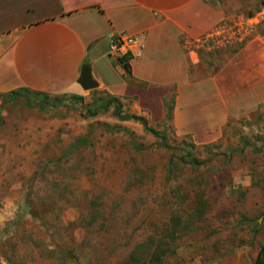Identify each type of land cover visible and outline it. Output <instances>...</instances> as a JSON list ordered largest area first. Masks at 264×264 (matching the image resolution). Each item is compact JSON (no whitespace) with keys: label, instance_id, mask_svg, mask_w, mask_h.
Wrapping results in <instances>:
<instances>
[{"label":"rangeland","instance_id":"obj_1","mask_svg":"<svg viewBox=\"0 0 264 264\" xmlns=\"http://www.w3.org/2000/svg\"><path fill=\"white\" fill-rule=\"evenodd\" d=\"M213 1L228 25L264 10V0ZM261 26L264 16L250 34ZM174 89L105 110L93 101L111 97L96 90L80 105L0 96V264H253L264 107L214 118L203 100L174 117Z\"/></svg>","mask_w":264,"mask_h":264},{"label":"crops","instance_id":"obj_2","mask_svg":"<svg viewBox=\"0 0 264 264\" xmlns=\"http://www.w3.org/2000/svg\"><path fill=\"white\" fill-rule=\"evenodd\" d=\"M231 20L213 0H0V96L80 98L71 102L80 105L93 90L137 102L145 91L174 87V117L203 100H213L214 118L264 107V27L240 49L205 41ZM120 33L144 34L141 56L125 58L128 73L108 55V35ZM84 67L91 90L78 84Z\"/></svg>","mask_w":264,"mask_h":264},{"label":"built area","instance_id":"obj_3","mask_svg":"<svg viewBox=\"0 0 264 264\" xmlns=\"http://www.w3.org/2000/svg\"><path fill=\"white\" fill-rule=\"evenodd\" d=\"M264 16V10L258 11L251 17H247L243 22H235L232 24H221L209 34L205 41L208 43L213 41L210 45L212 48L227 47L231 42L237 44L241 43L247 35L250 34L253 25L258 23ZM108 55L114 60L118 61L122 58H139L144 47V34L138 33L134 35L116 34L108 35ZM216 41V42H215Z\"/></svg>","mask_w":264,"mask_h":264},{"label":"trees","instance_id":"obj_4","mask_svg":"<svg viewBox=\"0 0 264 264\" xmlns=\"http://www.w3.org/2000/svg\"><path fill=\"white\" fill-rule=\"evenodd\" d=\"M118 62L120 64L121 68L123 69V71L125 73H128V66L126 64L125 58L120 59ZM11 96L12 97H17L19 95H17V93H14V94H11ZM23 96L26 99V96L25 95H23ZM34 98H35V100H37V102L42 103V105H46V101L45 100H46L47 97L38 95V96H34ZM72 99H73L72 102L81 101L80 98H72ZM115 103H116V99H114V98H110V99H108L106 101H102L101 100L100 102H96V100L93 101L94 108L101 109V110H105L107 107H109L110 105H114ZM95 113H96V109H93V111L88 112V115L89 116H93V115H95ZM124 119H132L134 121L140 122V124L144 127V129L146 131L152 133L153 135H155V137H157V138L161 139V141H163L162 135L155 134V132H153L149 128H146L145 121L142 118H138V117H134V116H130V117L127 116V117H124ZM147 241L151 242L152 239L148 238ZM153 246H154V248H152V252H151V250L149 252H150V256L153 259H155V260H153L155 262V261H158L157 260V255L160 254V249H159V247L156 246V244L153 245ZM253 264H264V241L258 247L256 256H255L254 261H253Z\"/></svg>","mask_w":264,"mask_h":264},{"label":"water","instance_id":"obj_5","mask_svg":"<svg viewBox=\"0 0 264 264\" xmlns=\"http://www.w3.org/2000/svg\"><path fill=\"white\" fill-rule=\"evenodd\" d=\"M78 84L81 86V88L87 90H91L96 87L95 82L92 81L89 76V71L87 67H84L80 70Z\"/></svg>","mask_w":264,"mask_h":264},{"label":"clouds","instance_id":"obj_6","mask_svg":"<svg viewBox=\"0 0 264 264\" xmlns=\"http://www.w3.org/2000/svg\"><path fill=\"white\" fill-rule=\"evenodd\" d=\"M4 217L0 216V223H3Z\"/></svg>","mask_w":264,"mask_h":264}]
</instances>
